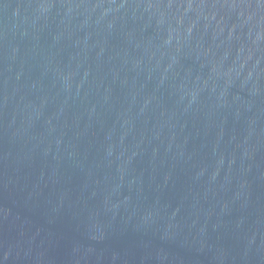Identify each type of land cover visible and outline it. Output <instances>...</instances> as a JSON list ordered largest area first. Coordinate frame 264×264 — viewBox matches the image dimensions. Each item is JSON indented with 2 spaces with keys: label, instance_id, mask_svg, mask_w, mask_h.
<instances>
[{
  "label": "water",
  "instance_id": "1",
  "mask_svg": "<svg viewBox=\"0 0 264 264\" xmlns=\"http://www.w3.org/2000/svg\"><path fill=\"white\" fill-rule=\"evenodd\" d=\"M0 264H264V0H0Z\"/></svg>",
  "mask_w": 264,
  "mask_h": 264
}]
</instances>
